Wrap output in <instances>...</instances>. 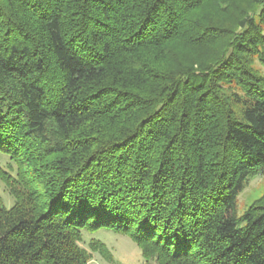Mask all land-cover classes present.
Listing matches in <instances>:
<instances>
[{
    "label": "trees",
    "instance_id": "16d2710c",
    "mask_svg": "<svg viewBox=\"0 0 264 264\" xmlns=\"http://www.w3.org/2000/svg\"><path fill=\"white\" fill-rule=\"evenodd\" d=\"M264 0H0V264H264ZM91 252L111 259L100 241Z\"/></svg>",
    "mask_w": 264,
    "mask_h": 264
},
{
    "label": "rangeland",
    "instance_id": "374dc122",
    "mask_svg": "<svg viewBox=\"0 0 264 264\" xmlns=\"http://www.w3.org/2000/svg\"><path fill=\"white\" fill-rule=\"evenodd\" d=\"M264 74V69L256 65ZM0 165L4 169H9L8 165H12L5 155H0ZM15 167L14 165H12ZM264 193V171L252 177L245 185L243 191L237 197L236 214L242 215L257 199ZM0 196L7 206H11L13 200L9 194L7 187L0 181ZM92 240L103 243L111 259L104 257L98 252H91L89 243ZM80 246L91 253V264H156L150 260L146 262L141 256L140 249L126 236L114 233L110 230L100 229L96 232H83V241Z\"/></svg>",
    "mask_w": 264,
    "mask_h": 264
}]
</instances>
